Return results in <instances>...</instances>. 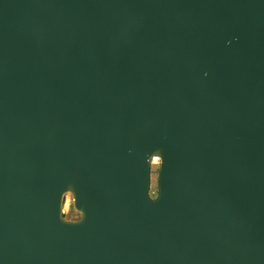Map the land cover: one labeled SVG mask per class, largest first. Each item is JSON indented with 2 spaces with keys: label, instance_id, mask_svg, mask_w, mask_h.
<instances>
[{
  "label": "water",
  "instance_id": "water-1",
  "mask_svg": "<svg viewBox=\"0 0 264 264\" xmlns=\"http://www.w3.org/2000/svg\"><path fill=\"white\" fill-rule=\"evenodd\" d=\"M0 264H264V0H0Z\"/></svg>",
  "mask_w": 264,
  "mask_h": 264
},
{
  "label": "rangeland",
  "instance_id": "rangeland-1",
  "mask_svg": "<svg viewBox=\"0 0 264 264\" xmlns=\"http://www.w3.org/2000/svg\"><path fill=\"white\" fill-rule=\"evenodd\" d=\"M155 159V162L153 161ZM151 161L150 166V188H149V195L151 197H155L157 193V177H158V166H159V159L158 157H154ZM62 214L66 219L69 220H76L79 218V213L73 207L72 196L70 193H66L64 195V201L62 206Z\"/></svg>",
  "mask_w": 264,
  "mask_h": 264
},
{
  "label": "bare ground",
  "instance_id": "bare-ground-1",
  "mask_svg": "<svg viewBox=\"0 0 264 264\" xmlns=\"http://www.w3.org/2000/svg\"><path fill=\"white\" fill-rule=\"evenodd\" d=\"M153 161L155 162V159H153Z\"/></svg>",
  "mask_w": 264,
  "mask_h": 264
}]
</instances>
